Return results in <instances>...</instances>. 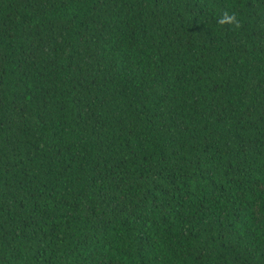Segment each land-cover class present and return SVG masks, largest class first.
Listing matches in <instances>:
<instances>
[{"label": "trees", "instance_id": "16d2710c", "mask_svg": "<svg viewBox=\"0 0 264 264\" xmlns=\"http://www.w3.org/2000/svg\"><path fill=\"white\" fill-rule=\"evenodd\" d=\"M0 264H264V0H0Z\"/></svg>", "mask_w": 264, "mask_h": 264}, {"label": "clouds", "instance_id": "9594fccd", "mask_svg": "<svg viewBox=\"0 0 264 264\" xmlns=\"http://www.w3.org/2000/svg\"><path fill=\"white\" fill-rule=\"evenodd\" d=\"M217 23L219 25H233L234 30L242 27L240 20L237 19L235 13H229L227 11L223 12L218 18Z\"/></svg>", "mask_w": 264, "mask_h": 264}]
</instances>
